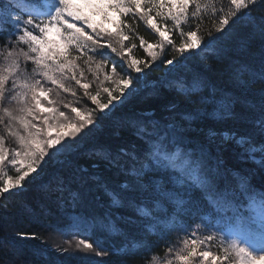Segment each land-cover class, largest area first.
Returning <instances> with one entry per match:
<instances>
[{
  "label": "snow or ice",
  "instance_id": "obj_1",
  "mask_svg": "<svg viewBox=\"0 0 264 264\" xmlns=\"http://www.w3.org/2000/svg\"><path fill=\"white\" fill-rule=\"evenodd\" d=\"M17 3L24 5L19 9L20 14H0V24L8 29L7 55L11 58L10 66L0 70V198L6 193L22 190L26 179L37 172L46 158L52 159L60 153L67 157L75 152L79 147L76 142L78 135L96 125L94 117L97 112L110 106L115 108L114 101L124 104L133 93L138 96L144 93L146 97L160 98V104L151 111L124 117L117 122L136 138L132 151L104 148L97 153L108 168L132 179L121 183L116 189L101 181L99 176L91 178L111 197L109 207L101 216L94 218L96 223L118 231L110 222L109 214L114 208H136L137 201L154 203L158 209L165 203L199 205L206 202L217 212H225L234 209L242 197L253 199L249 195L253 189L247 179L240 177L238 187L233 186L223 161L204 141L200 124L203 111L173 103L171 97L175 93L189 98L191 105L215 103L219 105V110L231 114L235 100L218 101L214 94L211 99L199 95L202 87L206 86L204 75L197 67L185 64L181 57L186 51L196 50L201 45L205 48L209 44L219 46L220 37L217 34L226 35L227 27L240 19L241 14L251 18L253 6L257 3L264 5V0H229L231 7L226 12L223 8L218 10L223 15L218 17L214 31H208L205 36L198 35L199 25L196 30L186 33L182 29V23H187L191 18L201 19L197 16L201 0H17ZM96 14L102 16L104 24L111 27L96 23L93 19ZM130 20L142 22L156 34L155 44L139 37V46L152 57V61L157 58V50L163 51L167 46L176 47L177 54L162 61L165 65H173L176 73L171 79L146 82L142 87L132 88L131 92L128 89L134 81L130 76L121 77V85L113 75L105 73L104 80L117 83V88L105 87L103 91L108 94V100L98 103L100 93L93 95L89 90L90 83L82 82L85 71L93 64L98 70L105 67L107 62H96V55L103 57L106 55L104 50L108 49L121 60L128 61V67L136 73L142 71L144 62L126 54L137 47L136 31ZM169 21L172 22L171 29ZM86 29L91 31L87 32ZM173 30L179 32L182 41L178 47L172 39ZM53 32L59 40L49 39ZM259 34L261 48L264 49V16L261 17ZM19 42L28 46L30 54L23 53L22 49L19 52L15 50ZM28 60L35 65L31 73L21 68V63ZM150 63L144 66L148 67ZM111 73L118 75L115 64L111 66ZM37 75L42 76L44 82L37 79ZM259 80L264 85V73L260 74ZM70 81L79 85L84 96L96 105L95 108L85 113L72 107L74 116L60 110L63 104L61 93L76 95L69 87ZM48 83L52 87L47 86ZM100 83L103 84V81ZM163 89L168 91L164 92ZM63 106L69 107L68 104ZM251 106L258 113L256 123L264 133V87L261 88L258 104ZM154 114H159L160 119H144ZM116 135L119 136L120 132H116ZM8 137L18 140L16 148L6 146ZM237 143L243 144V138ZM255 151V148L249 149L250 153ZM261 163L264 164V159ZM9 167L14 168L16 174L4 178V169ZM153 176L158 179H152ZM138 212L141 216L148 215L143 207ZM105 220H109V223L106 224ZM86 226L91 228L93 225ZM17 235L20 239H39L36 234L18 232ZM203 243L195 239L190 242L185 240V247L176 254L174 261L169 260L167 264H224L233 259V254L238 264H264V238H261L260 250L254 251L234 236L224 248L222 256L203 250L200 247ZM76 249L101 257L109 255V252L97 249L84 240L76 245ZM60 250L68 252L69 248Z\"/></svg>",
  "mask_w": 264,
  "mask_h": 264
},
{
  "label": "trees",
  "instance_id": "obj_2",
  "mask_svg": "<svg viewBox=\"0 0 264 264\" xmlns=\"http://www.w3.org/2000/svg\"><path fill=\"white\" fill-rule=\"evenodd\" d=\"M21 7L24 5L18 4L17 0H0V14H20ZM230 7L229 0H201L197 12L201 19L191 18L187 23H182V29L186 33L196 30L199 25L198 35L205 36L208 31H214L218 17L223 15L218 10L223 8L226 12ZM262 16L264 5L257 3L252 8L251 18L241 14L240 19L227 27L226 35L217 34L220 37L219 46L209 44L205 48L201 45V48L186 51L181 57L185 64L197 67L204 75L206 86L202 87L199 95L211 99L214 94L218 101L235 100L230 115L219 110V105L215 103L191 105L189 98L175 93L171 97L173 103L203 111L200 124L204 141L223 161L233 186L238 187L240 177L247 179L253 189L249 194L253 199L242 197L234 209L225 212H217L206 202L199 205L165 203L158 209L154 203L137 201L136 208H114L109 214L110 222L118 231L96 223L94 218L101 216L109 207L111 197L91 178L99 176L101 181L116 189L121 183L132 179L108 168L97 153L104 148L132 151L136 138L117 122L124 117L151 111L161 102L156 96L133 93L124 104L117 102L110 111L96 113V125L78 135L76 142L79 147L75 152L67 157L60 153L46 159L37 172L29 175L22 190L6 193L0 198V264H167L169 260L174 261L176 254L185 247V240L203 241L200 245L203 250L222 256L224 248L234 236L250 248L253 245L254 251H259L261 238H264V164L261 163L264 159V151H261L264 149V133L256 123L258 113L251 105L258 104L261 88L264 87L259 80L260 74L264 73V49L261 48L259 34ZM96 23L103 24L101 21ZM129 23L135 28L137 47L126 54L144 64L151 62L150 66L142 64V71L136 73L128 67V61L121 60L108 49L104 50L106 55L103 57L96 55V62H107L105 67L98 70L93 64L85 71L82 82L90 83L89 90L93 95L100 93L98 98L102 103L108 100V94L103 89H116L117 83L122 85L121 77L130 76L133 79L134 83L128 89L131 92L132 88L142 87L146 82L171 79L176 73L173 65L162 63L177 54L176 47L167 46L163 51L157 50V58L152 61V57L139 46V37L155 44L156 34L138 20H130ZM168 23L171 29L172 22ZM7 31V26L0 24V70L7 69L11 64V58L7 55ZM172 39L177 47L182 42L177 30H173ZM21 49L23 53L30 54V49L23 42L15 45L17 52ZM78 63L82 64V61ZM113 64L118 75L111 73ZM34 67L31 60L21 63L26 73H31ZM105 73L113 75L117 83L104 80ZM36 78L40 79L39 75ZM68 83L76 95L61 93L63 104L69 105L65 108L61 104V111L74 116L72 107L85 113L96 107L84 96L79 85L74 81ZM163 91L167 92L168 89ZM164 111H167L166 107ZM144 119H160V115L154 114ZM118 131L119 136L116 135ZM241 138L244 143L238 144L237 140ZM252 143L261 145V149L250 153L248 147ZM6 146L16 148L18 140L8 137ZM152 179L158 177L153 176ZM140 207L145 208L147 216L139 214ZM109 220H105V223H109ZM88 224L93 226L89 228L86 226ZM18 232L36 234L39 239H20ZM81 240L109 252V255L101 257L77 250L76 245ZM62 248H69V251H61ZM224 264H238V261L233 254V259Z\"/></svg>",
  "mask_w": 264,
  "mask_h": 264
},
{
  "label": "rangeland",
  "instance_id": "obj_3",
  "mask_svg": "<svg viewBox=\"0 0 264 264\" xmlns=\"http://www.w3.org/2000/svg\"><path fill=\"white\" fill-rule=\"evenodd\" d=\"M91 14V13H90ZM93 19H94V21L95 22H102L103 24H104V21H103V18H102V16H100L99 14H96L94 17H93ZM104 26L105 27H111V25H108V24H104ZM112 30H115L114 28L112 29ZM49 39H52V40H59V37H57L56 35H55V33L53 32L51 35H50V38ZM62 43V42H61ZM39 78L40 79H42V82H44L43 81V77L42 76H39ZM48 84H50V83H48ZM47 84V86H49L50 87V85H48ZM97 100H98V103H102L100 100H99V98H97ZM118 101H114V103H117ZM112 109V107L110 106V108L109 109H104V110H111ZM65 130H67V129H65ZM53 134H55V131L53 132ZM257 150H258V148H256ZM248 151H249V149H248ZM47 159V158H46ZM45 162H41V166L44 164ZM15 169L14 168H11V167H9V168H5L4 169V178H7V176H15ZM18 191V190H17Z\"/></svg>",
  "mask_w": 264,
  "mask_h": 264
},
{
  "label": "water",
  "instance_id": "obj_4",
  "mask_svg": "<svg viewBox=\"0 0 264 264\" xmlns=\"http://www.w3.org/2000/svg\"><path fill=\"white\" fill-rule=\"evenodd\" d=\"M257 147H258V145H256V144H252V145H250L249 149H250V148H257Z\"/></svg>",
  "mask_w": 264,
  "mask_h": 264
},
{
  "label": "bare ground",
  "instance_id": "obj_5",
  "mask_svg": "<svg viewBox=\"0 0 264 264\" xmlns=\"http://www.w3.org/2000/svg\"><path fill=\"white\" fill-rule=\"evenodd\" d=\"M79 229V228H78Z\"/></svg>",
  "mask_w": 264,
  "mask_h": 264
}]
</instances>
